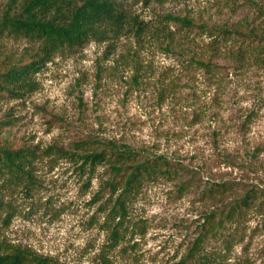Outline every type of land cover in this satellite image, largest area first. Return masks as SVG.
<instances>
[{"label": "rangeland", "instance_id": "1", "mask_svg": "<svg viewBox=\"0 0 264 264\" xmlns=\"http://www.w3.org/2000/svg\"><path fill=\"white\" fill-rule=\"evenodd\" d=\"M113 1L142 20L141 37L133 26L117 39L53 55L33 74L35 90L0 95V139L40 149H72L85 141L86 150L113 140L178 161L190 185L146 183L113 243L110 228L119 217L108 218L110 202L96 195L103 168L91 177L79 163L41 156L32 184L5 191L10 215L0 220V250L29 247L64 264H178L218 204L201 195L210 184L228 182V196L254 188L264 200V65L237 56L238 43L230 40L217 45L213 70L202 67L196 60L212 55L213 37L184 34L161 20L171 13L198 23L257 27L264 25V0ZM169 36L171 50L164 47ZM35 46L0 37V62L26 60ZM245 227L242 243L203 264H264L262 215L252 211ZM218 245L210 240L203 248L214 252Z\"/></svg>", "mask_w": 264, "mask_h": 264}, {"label": "trees", "instance_id": "2", "mask_svg": "<svg viewBox=\"0 0 264 264\" xmlns=\"http://www.w3.org/2000/svg\"><path fill=\"white\" fill-rule=\"evenodd\" d=\"M161 20L172 23L184 34L194 32L213 37L210 40L212 55L206 61L196 60L202 67L213 70L216 64L212 58L217 45L230 40L238 43L237 56L249 57L264 65V25L254 27L244 21L230 28L198 23L192 17L171 13L163 15ZM133 26L135 36L141 37L145 31L142 20L130 17L113 0H0V37L25 38L36 44L26 60L0 62V95L17 96L35 90L33 74L56 53L74 50L91 40L117 39ZM155 31L159 35L163 28L158 27ZM164 45L171 50L173 38L166 37ZM86 144L78 141L71 145L72 149L55 144L40 149L37 145L14 144L8 138L0 139V220H6L10 215L6 212L10 204L4 200L6 189L23 183L26 186L32 184L34 163L41 156L56 155L79 163V169L91 177L98 168H103L104 176L100 178L96 195L106 196L110 202L108 218L119 217L117 224L110 228L113 243L122 237L119 228L127 216L128 206L146 183L158 179L178 181L180 190L190 185L189 178L184 179L185 167L165 154L149 155L113 140L103 141L87 150ZM230 190L228 182L221 181L210 184L201 192L202 197L211 203L218 199V204H211L214 207L204 216L198 236L178 264L207 263L210 256L214 259L220 257L219 250L228 253L234 245L242 243L247 235L245 223L252 211L262 215L264 228L262 194L249 188L239 196H228ZM4 212L5 216L2 215ZM210 240L219 243V249L204 251V244ZM0 264L64 263L29 247L11 245L0 250Z\"/></svg>", "mask_w": 264, "mask_h": 264}]
</instances>
